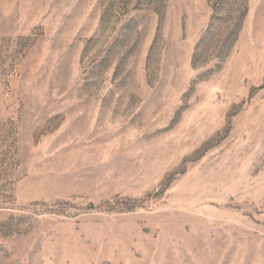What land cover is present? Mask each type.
Wrapping results in <instances>:
<instances>
[{
	"label": "rangeland",
	"instance_id": "374dc122",
	"mask_svg": "<svg viewBox=\"0 0 264 264\" xmlns=\"http://www.w3.org/2000/svg\"><path fill=\"white\" fill-rule=\"evenodd\" d=\"M0 264H264V0H0Z\"/></svg>",
	"mask_w": 264,
	"mask_h": 264
}]
</instances>
